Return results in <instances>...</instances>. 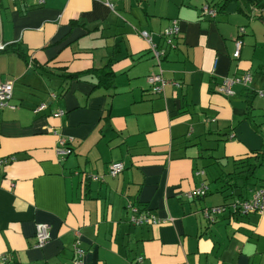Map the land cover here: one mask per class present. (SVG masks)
<instances>
[{
	"label": "crops",
	"instance_id": "0c3cea01",
	"mask_svg": "<svg viewBox=\"0 0 264 264\" xmlns=\"http://www.w3.org/2000/svg\"><path fill=\"white\" fill-rule=\"evenodd\" d=\"M113 3L0 0V41L26 54L0 52V84L12 83L16 106L0 111V160L13 157L0 166L1 264H73L77 241L84 264H264V212L204 214L264 186V7ZM207 4L216 17L202 14ZM175 19L177 48L163 57L167 84L156 94L147 77L159 68L141 32L167 48L162 32ZM110 59V87L94 75L65 79ZM246 73L248 86L219 92L225 77ZM61 138L72 148L64 157ZM117 161L125 168L113 177ZM202 183L205 196L186 198ZM130 204L166 222L134 225ZM41 223L50 235L37 246Z\"/></svg>",
	"mask_w": 264,
	"mask_h": 264
},
{
	"label": "built area",
	"instance_id": "2783aa9c",
	"mask_svg": "<svg viewBox=\"0 0 264 264\" xmlns=\"http://www.w3.org/2000/svg\"><path fill=\"white\" fill-rule=\"evenodd\" d=\"M12 1H23V0H12ZM115 0H106L107 4L111 7L114 6ZM38 4L45 3V0H37ZM202 14L205 16L216 17L218 14V9L209 4L203 6ZM181 28L179 26V21L177 19L172 21V24L165 28L162 32V37L165 38V42L167 43V48L159 47L158 44L153 42L152 35L148 31H142L141 34L144 38H146L150 43V49L152 51L153 57L156 60V64L159 68V71L156 73H152L147 77V82L151 92L156 94H161L164 92L165 86L167 84V80L163 76V71L161 68V63L163 57L166 55L168 48L175 49L177 48L176 39L180 34ZM245 33V28L241 27L239 30V36ZM241 37V36H240ZM243 41L240 38L236 39L235 45L236 50L234 52V58L238 59L241 53ZM7 43L0 41V51L4 50L7 47ZM252 75L250 73L243 74L241 76H233V77H225L220 85L219 92L230 96L234 93L233 86L244 85L248 86L252 81ZM263 95V92H261ZM13 98V86L12 83L6 82L0 84V111L6 107L16 108L15 105L11 103ZM47 107V104L43 103L39 107L36 108V112L42 111ZM64 114L63 110H59L54 113L55 116H62ZM69 140L66 138L60 139V146L58 148V154L62 157L69 155L72 153V148L68 145ZM13 157L10 158H2L0 160V166L2 164H6ZM125 168V165L121 161L113 162L109 166V174L113 177L120 174ZM204 171L199 170L196 172V175H203ZM93 179H103L98 175L92 176ZM208 185L202 183V185L194 190H191L185 194L186 198L193 199L196 197H203L208 193ZM128 208L131 211L130 222L134 225H144V224H161L166 222L165 220L159 219L151 210L148 209H140L135 205H128ZM229 210L234 214L238 215H248L252 213H260L264 212V186L258 187L253 191V194L248 199L243 198H234L232 201L208 208L204 210V214L206 218L210 221H214L217 214H221ZM49 226L47 224L41 223L37 226L36 238H37V246H44L49 240ZM74 253L75 258L73 264H84L83 261V250L79 246V241H77L74 245ZM6 261V257H0V264Z\"/></svg>",
	"mask_w": 264,
	"mask_h": 264
},
{
	"label": "trees",
	"instance_id": "16d2710c",
	"mask_svg": "<svg viewBox=\"0 0 264 264\" xmlns=\"http://www.w3.org/2000/svg\"><path fill=\"white\" fill-rule=\"evenodd\" d=\"M249 1H250V4L252 3L251 5H259L261 8L264 7V0H249ZM13 51L16 52L18 55H20L21 57H23L24 59H26L25 52L20 47H16V45H13V44L7 45V47L4 50L0 51V52H13ZM88 75H90V76L94 75V76L97 77V79H98L97 85L99 87H110V86H112L113 76H114V72L112 70V59H110L109 62L107 63V65L104 66L101 69L100 68H91V69H88V70H85V71H81V72H75V73L66 74L64 76H65V79H69V78H71V79H74V78L81 79V78L86 77ZM257 166H258V164L255 163V164H253V165H251L249 167V170L247 171V173H248L247 177L252 175V173H253L252 171H254V169ZM240 198L248 199V198H245V197H240ZM232 200H230V201H232ZM230 201H228V202H230ZM240 216H246V215H240Z\"/></svg>",
	"mask_w": 264,
	"mask_h": 264
},
{
	"label": "bare ground",
	"instance_id": "6f19581e",
	"mask_svg": "<svg viewBox=\"0 0 264 264\" xmlns=\"http://www.w3.org/2000/svg\"><path fill=\"white\" fill-rule=\"evenodd\" d=\"M14 2V1H13Z\"/></svg>",
	"mask_w": 264,
	"mask_h": 264
}]
</instances>
